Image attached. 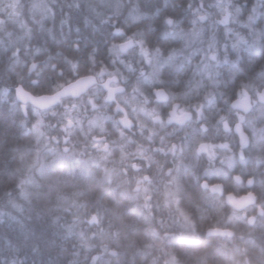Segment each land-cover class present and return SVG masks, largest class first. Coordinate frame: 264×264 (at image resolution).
Wrapping results in <instances>:
<instances>
[{"label":"clouds","instance_id":"9594fccd","mask_svg":"<svg viewBox=\"0 0 264 264\" xmlns=\"http://www.w3.org/2000/svg\"><path fill=\"white\" fill-rule=\"evenodd\" d=\"M0 264H264V0H0Z\"/></svg>","mask_w":264,"mask_h":264}]
</instances>
